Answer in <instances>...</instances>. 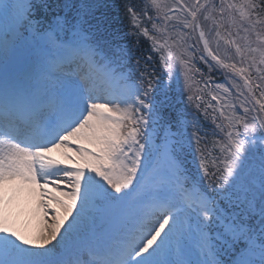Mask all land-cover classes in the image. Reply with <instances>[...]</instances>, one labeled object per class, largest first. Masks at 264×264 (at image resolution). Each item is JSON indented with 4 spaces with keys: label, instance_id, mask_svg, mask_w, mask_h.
I'll return each instance as SVG.
<instances>
[{
    "label": "snow or ice",
    "instance_id": "1",
    "mask_svg": "<svg viewBox=\"0 0 264 264\" xmlns=\"http://www.w3.org/2000/svg\"><path fill=\"white\" fill-rule=\"evenodd\" d=\"M0 264H264V0H0Z\"/></svg>",
    "mask_w": 264,
    "mask_h": 264
},
{
    "label": "rangeland",
    "instance_id": "2",
    "mask_svg": "<svg viewBox=\"0 0 264 264\" xmlns=\"http://www.w3.org/2000/svg\"><path fill=\"white\" fill-rule=\"evenodd\" d=\"M168 2L171 3V0H168ZM198 66H200V62L198 63ZM221 72L223 73V70L217 68L215 71H212L210 73L211 74H217V73L220 74ZM61 187L63 188V185ZM25 201H27V203ZM31 202H34V203L32 204ZM22 203H25L29 209V208H32L34 206L35 200L32 198H29V197L28 198L24 197V200L22 201ZM24 215H27L30 218V221L26 224L25 227H28L33 231H36V230H38L39 227H42V223L40 222V220L38 218H33L30 210L28 212H26Z\"/></svg>",
    "mask_w": 264,
    "mask_h": 264
},
{
    "label": "bare ground",
    "instance_id": "3",
    "mask_svg": "<svg viewBox=\"0 0 264 264\" xmlns=\"http://www.w3.org/2000/svg\"><path fill=\"white\" fill-rule=\"evenodd\" d=\"M25 198H28L27 195L25 196ZM29 198H31V197H29Z\"/></svg>",
    "mask_w": 264,
    "mask_h": 264
},
{
    "label": "trees",
    "instance_id": "4",
    "mask_svg": "<svg viewBox=\"0 0 264 264\" xmlns=\"http://www.w3.org/2000/svg\"><path fill=\"white\" fill-rule=\"evenodd\" d=\"M116 2L118 3V0H116Z\"/></svg>",
    "mask_w": 264,
    "mask_h": 264
}]
</instances>
